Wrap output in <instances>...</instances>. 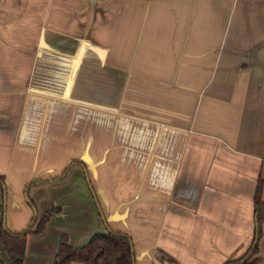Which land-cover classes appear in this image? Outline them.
Masks as SVG:
<instances>
[{
    "label": "crops",
    "instance_id": "1",
    "mask_svg": "<svg viewBox=\"0 0 264 264\" xmlns=\"http://www.w3.org/2000/svg\"><path fill=\"white\" fill-rule=\"evenodd\" d=\"M0 178V227L25 231L28 201L61 209L24 264L109 231L137 264L241 258L264 181V0H0Z\"/></svg>",
    "mask_w": 264,
    "mask_h": 264
},
{
    "label": "trees",
    "instance_id": "2",
    "mask_svg": "<svg viewBox=\"0 0 264 264\" xmlns=\"http://www.w3.org/2000/svg\"><path fill=\"white\" fill-rule=\"evenodd\" d=\"M79 164V163H78ZM71 169H67L63 173V178L70 173ZM63 179V180H64ZM57 180V179H56ZM39 183H32L26 189L38 186ZM0 188L4 190V179L0 178ZM255 210H256V233L249 250L239 259L226 264H241L253 250L258 235V246L253 252L252 257L244 264H258L256 256L259 252V243L262 238V226L264 224V181L259 180L255 192ZM29 206L32 210H37L35 204L30 201ZM4 210V203L0 204V212ZM61 213V209H53L48 211L42 219H37L33 225L32 220L30 226L21 233H12L6 225L0 227V264H24L26 260L28 237L34 234H41L47 224L55 216ZM36 227V228H35ZM137 264L134 252V243L132 239L122 233L109 231L106 234H95L91 240L80 248H73L70 245L69 238L63 236L59 251L55 257L53 264Z\"/></svg>",
    "mask_w": 264,
    "mask_h": 264
},
{
    "label": "rangeland",
    "instance_id": "3",
    "mask_svg": "<svg viewBox=\"0 0 264 264\" xmlns=\"http://www.w3.org/2000/svg\"><path fill=\"white\" fill-rule=\"evenodd\" d=\"M256 259L258 260V264H264V236H262L261 241L259 243V252L256 256Z\"/></svg>",
    "mask_w": 264,
    "mask_h": 264
},
{
    "label": "water",
    "instance_id": "4",
    "mask_svg": "<svg viewBox=\"0 0 264 264\" xmlns=\"http://www.w3.org/2000/svg\"><path fill=\"white\" fill-rule=\"evenodd\" d=\"M29 203H30V202L28 201V204H29ZM37 219H38V213H37L36 210H34V221H33V225L35 224V222L37 221ZM256 219H257V217H256ZM258 241H259V237H258V235H257V237H256V242H255V244H254L253 250H252L251 253L248 255V257H247L244 261L241 262V264H244L247 260H249V259L252 257L253 252L255 251V249H256L257 246H258Z\"/></svg>",
    "mask_w": 264,
    "mask_h": 264
}]
</instances>
